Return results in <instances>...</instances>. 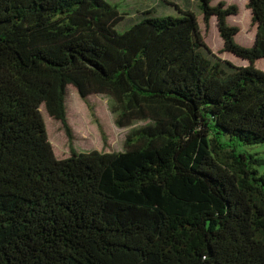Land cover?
<instances>
[{
  "label": "trees",
  "instance_id": "obj_1",
  "mask_svg": "<svg viewBox=\"0 0 264 264\" xmlns=\"http://www.w3.org/2000/svg\"><path fill=\"white\" fill-rule=\"evenodd\" d=\"M253 46L224 9L223 52L191 10L125 19L109 0H0V264H264V0ZM135 19L137 21L135 22ZM107 95L125 150L58 159L41 107Z\"/></svg>",
  "mask_w": 264,
  "mask_h": 264
},
{
  "label": "rangeland",
  "instance_id": "obj_2",
  "mask_svg": "<svg viewBox=\"0 0 264 264\" xmlns=\"http://www.w3.org/2000/svg\"><path fill=\"white\" fill-rule=\"evenodd\" d=\"M119 5L121 12H125V19L116 27L122 33L133 24L139 10L156 8L161 16H178L179 10L171 3H176L181 9L191 10L200 24L201 32L209 48L222 60H229L237 66H247V60L236 57L231 52H223L224 41L219 33L216 17H212L206 25L200 0H109ZM224 4V9L236 5L238 14L228 17V23L240 29L236 41L243 47L253 46L257 27L252 23V12L247 7V0H210L212 6ZM137 19H135V22ZM254 70L264 72V59L256 62ZM67 126L61 121L52 118L45 106L41 107L44 120L47 124L48 135L53 150L58 159L68 157L71 150L84 153L92 150L100 152H119L125 150V140L133 130L146 125V121H137L129 127H120L116 124V115L112 112V98L107 95H92L82 98L74 87H67L66 97ZM242 150L249 153L264 151V143L255 146H242Z\"/></svg>",
  "mask_w": 264,
  "mask_h": 264
}]
</instances>
